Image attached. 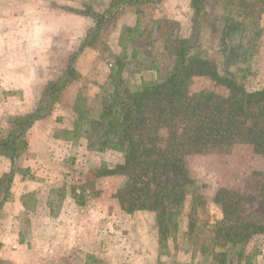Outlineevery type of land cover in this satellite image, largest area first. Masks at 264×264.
Returning <instances> with one entry per match:
<instances>
[{
	"label": "rangeland",
	"instance_id": "1",
	"mask_svg": "<svg viewBox=\"0 0 264 264\" xmlns=\"http://www.w3.org/2000/svg\"><path fill=\"white\" fill-rule=\"evenodd\" d=\"M50 1L43 0L39 50L27 49L21 57L16 54L19 57L11 63L14 83L10 89H0V140L17 129L18 118L32 113L39 105L46 107L44 111L41 109L44 115L36 120L42 123L31 136L27 133L36 121L19 136L25 138L27 146L31 144L30 150L27 146L22 148L17 137V151L21 154L14 159L13 172L0 173V264L238 263L233 254L237 246L214 244V224L222 216L214 196L220 188L231 191V203L237 207L240 218L264 226V154L255 151L251 144L184 155V168L192 182L186 184L176 228L166 237L160 236L153 212L128 213L121 209L117 194L126 182L124 174L94 175L101 167L123 161L121 150L99 149L101 130L93 131L95 123L101 121L104 96L113 99L120 78L127 86L139 84L142 78L138 80L136 71L151 63H162L167 37L191 42L194 19L191 0L187 4L183 0H170L168 4H162V0L126 4L135 10L136 25L116 33L120 10L100 29L91 32L88 39L91 43L75 56L76 75L59 93L55 92L52 102H41L49 82L63 75L71 53L94 23L91 11L106 2ZM107 1L108 6L113 2ZM218 1L223 5L220 11L224 12L227 4L229 14L242 24L227 27L222 33L214 31L212 24L221 20L217 17L212 22L210 8L206 7L197 18L202 28L195 37L196 44L201 53L218 61L219 68L233 72L246 90L264 89V12L252 19L244 15L247 8L239 0ZM9 8L8 11L0 2V18L22 19L20 6L14 4ZM36 10L40 15V8ZM250 21L252 25L248 27L254 25L256 34L244 31ZM250 40H254L253 48L246 44L237 48L239 43ZM132 48L139 51L136 55H141L128 60L126 53L131 54ZM26 53L25 60L22 54ZM122 54L126 58L122 72L112 73L111 67ZM27 61L32 63L36 75L34 85L22 90L17 86L19 78L24 76L15 67L24 66ZM147 69L154 72L147 81H156V71ZM79 70L86 74L82 83L77 81ZM103 70L105 74L108 70L106 78L100 82L92 78ZM185 89L188 94L225 96L228 92L226 86L208 75L191 77ZM167 129L164 126L152 134L167 138ZM15 173L20 179L14 182ZM54 223L64 229L52 233ZM244 250V254H253V264H264V227L251 236ZM219 251L226 253L225 263L213 254Z\"/></svg>",
	"mask_w": 264,
	"mask_h": 264
},
{
	"label": "trees",
	"instance_id": "2",
	"mask_svg": "<svg viewBox=\"0 0 264 264\" xmlns=\"http://www.w3.org/2000/svg\"><path fill=\"white\" fill-rule=\"evenodd\" d=\"M148 1L113 0L104 11H91L94 24L71 53L63 75L49 82L45 100L41 102H52L56 98L55 92L59 93L76 75L75 56L91 43L88 40L91 32L111 20L124 5ZM239 2L247 8L244 15H250L252 19L259 18L264 12V0ZM218 3V0H191L194 9L191 42L181 37L164 39L166 53L162 63L146 66L156 71L157 80L141 79L139 84L127 86L120 78L113 99L104 96L101 121L93 126L94 132L101 130L99 149L114 148L123 152L121 163L101 167L94 175L124 174L126 182L117 194L121 209L128 213L138 210L153 212L161 237L168 236L176 228V215L184 201L186 184L192 182L184 168V155L228 150L243 143L251 144L255 151L264 154V89L246 90L233 72L226 67L219 68L218 61L201 53L196 44L195 37L202 28L197 18L206 7L210 8L212 22H216L217 17L221 20V23L212 24L214 31L222 33L227 27L242 24L229 14L227 4L222 12L223 5ZM249 25L252 21L244 26V31L256 34L254 25L251 28ZM245 44L249 49L253 48L254 40L239 43L237 48ZM131 57H135V50ZM124 59L123 54L116 58L112 73L122 72ZM195 75L210 76L216 83L227 87V94H188L186 84ZM45 108L39 105L32 113L18 118L17 129L0 140L1 154L11 163L10 172H13L14 159L21 154L17 151V137L24 135L25 130L44 115L41 109L44 111ZM164 126L168 128L169 137L153 136V131ZM19 139L21 147L26 148L25 138L21 136ZM231 199V191L227 189L220 188L215 193L214 200L220 205L222 216L214 224V244L237 246L233 253L238 261L235 263L253 264V254H244V246L264 226L240 218ZM213 254L219 255L220 261L225 263V252Z\"/></svg>",
	"mask_w": 264,
	"mask_h": 264
},
{
	"label": "crops",
	"instance_id": "3",
	"mask_svg": "<svg viewBox=\"0 0 264 264\" xmlns=\"http://www.w3.org/2000/svg\"><path fill=\"white\" fill-rule=\"evenodd\" d=\"M53 1V0H52ZM50 1V3L52 2ZM85 0H82V2ZM181 1V0H180ZM188 0H183L184 4H187ZM2 2V6L6 7V9L9 11L10 5H16V7L20 6L22 8V11L20 12V15L22 16V19L19 21L17 20H11L10 18H0V89L1 90H7L10 89L11 84L14 83L11 82V75L13 69L11 68L12 60L16 57H19L16 54L23 53L24 51H27V49L32 48L34 52H37L39 50L40 44L42 43V6L44 4L43 0H0ZM168 2L165 0H162V4H168ZM71 3H74L73 1ZM109 1L106 0L103 7L98 5L96 8H94L95 11H104L108 7ZM181 3V2H180ZM71 7H74L73 4H68ZM73 5V6H72ZM37 8H40V15L37 12ZM70 8V7H68ZM121 14L119 15V19L116 22V33L120 32L125 27H134L137 23V16L135 13L134 8H129L127 5L123 6L121 9ZM94 21V20H93ZM94 24V23H93ZM92 24V25H93ZM91 25V26H92ZM135 50V56L137 58L141 55L139 54V51H137L135 48H132V51ZM131 51V53H132ZM27 54H22L26 60ZM127 59H134L135 57H131L130 53H126ZM13 64V63H12ZM15 67V66H14ZM16 69L19 68V75L24 76V79L19 78L18 86L19 89L22 90H29L31 86L34 85V76L36 75V71L34 70L32 63L26 62V65L24 66H17ZM136 77L139 79L147 80L149 79L153 72V70L142 68L136 71ZM79 75L77 78V81L79 83H82L84 80V76L86 74H82V71H78ZM106 70H103L102 72L98 73L97 75H92L93 79H96L97 82H100L102 79L106 78L107 74ZM26 77V78H25ZM36 79V78H35ZM151 79V78H150ZM150 81V80H149ZM15 85V84H14ZM42 123L41 121H36L32 127L28 130L27 135L30 137L32 132L35 131L38 125ZM29 142V140H28ZM31 144L28 143L27 150H30L29 146ZM26 150V151H27ZM11 168V163L8 157L0 153V173L5 174L6 172H9ZM20 178L18 175H14V182L16 180H19ZM21 179L23 180L22 176ZM24 184H28L26 181H24ZM13 199L18 198V196H12ZM11 201V198L8 202H5L3 204V207ZM68 209V208H65ZM64 211V210H63ZM67 215V213H65ZM8 217V215H7ZM54 226L52 228V233H59L61 232L64 227ZM10 232V230H9ZM0 234H2V229H0ZM52 241H55L52 238ZM54 243V242H53ZM7 247V246H5Z\"/></svg>",
	"mask_w": 264,
	"mask_h": 264
}]
</instances>
